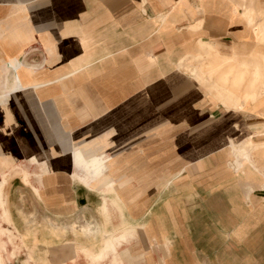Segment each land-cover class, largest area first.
Returning <instances> with one entry per match:
<instances>
[{"label":"crops","instance_id":"1","mask_svg":"<svg viewBox=\"0 0 264 264\" xmlns=\"http://www.w3.org/2000/svg\"><path fill=\"white\" fill-rule=\"evenodd\" d=\"M238 2L0 0V82L17 86L0 88L1 225L21 251L37 240L40 259L88 264L81 247L130 228L100 264H264V112L197 80L259 50ZM206 43L230 55L209 71ZM76 150L104 158L101 181L81 179ZM84 219L89 233L57 239ZM16 250L6 242V264Z\"/></svg>","mask_w":264,"mask_h":264},{"label":"rangeland","instance_id":"2","mask_svg":"<svg viewBox=\"0 0 264 264\" xmlns=\"http://www.w3.org/2000/svg\"><path fill=\"white\" fill-rule=\"evenodd\" d=\"M242 1L243 0H240V2H238V5L244 8L243 15L246 18L247 22L253 27L255 39L260 44L259 50L252 51L248 56L237 54L232 59L229 57L226 59L225 56H230V55L220 54L217 52L214 46L206 43L205 52H206L207 58L206 59L200 58V60L198 59V61L200 62V68L198 66L196 67L194 66L195 68L209 71L213 60L216 59L218 61H221V60L223 61V59L224 58L225 59L222 65L221 64L219 65L220 62L217 63L218 66L214 69L213 74H212V79L210 81H206L205 83L203 82L204 80H200L197 77L196 78L201 83L208 84V89L211 90L210 92L213 95L219 98H236L238 100L242 99L246 101V103L243 104L245 109H252L254 111H257L263 114L264 110L259 108L258 101H260L261 98H264V16H263L264 13L262 12L263 10H260L258 14L254 10H252L250 5L253 0H249L247 7L246 5L245 6L242 5ZM255 13L257 14V16H263L261 20H259L258 22L255 21L256 19ZM229 69L234 70V72L232 75H230L231 78L229 79V81L225 82L221 80V76H223L221 72L227 71ZM0 86H1L0 87L1 90H3L4 86H3L2 81L0 82ZM12 88H15V85H11V87H8V80H7V86L5 89L6 93ZM4 95L5 94L0 95V100L4 99ZM210 97L211 99L217 101L212 96ZM82 177L83 176H81V179H83V181L87 183V181ZM4 199H5V196H4ZM87 222H90L89 219L76 221L75 224H73L72 221L67 222L68 223L67 225H70L71 228L70 227L68 228L66 226L59 228V237H57V239L61 240L63 238H68L67 236H68L69 231L73 232L74 236H77V235L81 236V235H85V233H89V231H91V227L89 224L91 223L88 224ZM76 224H80V225L76 226ZM121 232L132 233L133 230L130 228H124L122 229ZM54 235L56 236L55 233ZM110 235H104L103 245L100 250L94 251L92 246L91 247L85 246V247L80 248L81 251L84 254L88 253L91 255L99 253L108 243ZM49 237L51 238L50 233H49ZM13 240H14V244L17 247L16 253H15L16 257L14 258V260L17 259V261L14 262L15 264H18L20 260L25 257V254H22V253L26 252L27 254L28 250H29L30 255L27 254L28 258L26 257L24 261L25 263L26 261H28L27 262L28 264H32V261H33L35 262V264H66L64 263L63 258L58 256L56 253H54L48 259H40L39 257L44 258L45 254H47L48 251H41L42 253L40 252L38 254H37V250L35 251L33 249L34 251H32L31 248H27L26 251H21V249L18 248V246H20L19 245L20 240L16 233L14 234V237L12 238V241ZM34 241L35 243L33 245H28V247L29 246L35 247L38 241L37 240H34ZM41 242L44 243L46 246L52 245L51 244L52 240H48V241L40 240V243ZM65 247L67 248V251L64 252V255L72 258V255H74L75 253V249H73L71 245L65 244ZM4 254L7 255L8 253H4ZM29 256H31L30 258L32 260H30ZM7 260H5V264Z\"/></svg>","mask_w":264,"mask_h":264},{"label":"bare ground","instance_id":"3","mask_svg":"<svg viewBox=\"0 0 264 264\" xmlns=\"http://www.w3.org/2000/svg\"><path fill=\"white\" fill-rule=\"evenodd\" d=\"M20 53V52H19ZM3 64H5V66H7L8 64L13 66V67H18V65L20 66L18 59L15 58H9L8 60H6L5 62H3ZM29 67V66H28ZM40 68V67H39ZM35 69V68H34ZM35 71V70H34ZM228 73V72H227ZM10 75V74H9ZM227 75V74H225ZM10 78V76L8 77ZM222 79V78H221ZM13 80V79H12ZM229 81V80H227ZM226 82V81H225ZM2 83L4 88L6 89L7 86V75L3 74L2 75ZM52 83V82H51ZM44 84V83H43ZM19 85V84H18ZM15 87H17L15 85ZM29 87V86H28ZM17 90V89H16ZM15 90V91H16ZM5 99V98H4ZM7 99V98H6ZM2 100H0L1 102ZM5 102V101H4ZM4 104V103H3ZM94 145V144H93ZM99 148V147H98ZM82 149V148H81ZM91 149V148H90ZM89 150V149H88ZM95 150V149H94ZM63 151V150H62ZM84 151V150H83ZM87 151V150H86ZM84 151V153L86 152ZM89 152V151H88ZM85 153V154H88ZM84 153H82V151L80 150H76L74 152V162L76 164V166L78 168H80L82 170V178H84L87 183H89L90 181H101V175H102V170L105 167V160L103 157H101L100 155H90V158H87ZM94 153V152H93ZM89 155V154H88ZM87 155V156H88ZM107 155V154H106ZM30 159V158H29ZM32 159V158H31ZM73 162V163H74ZM42 167V166H41ZM43 169V168H42ZM5 174L2 173V183L4 182L5 179ZM72 176V175H71ZM2 183H0V209H1V218H0V264H5V260L10 259L11 257H13L14 252L11 251L10 254L5 255L4 251H5V244L7 241L12 242V238H13V234L11 233V231H9V229L5 228L4 226L1 225L2 221H7L10 222V218H9V213H8V209L6 206V200L4 199L3 196V192H2ZM106 185V184H105ZM113 185V184H112ZM112 188V187H111ZM111 190V189H110ZM53 195V194H52ZM6 222V223H7ZM17 232V231H16ZM132 233H124L121 232L118 235H110L109 241L108 243L105 245V247L97 254L91 255V254H84L87 259H88V264H100L101 260L104 259V257L109 253V252H113L115 253L116 251V247L117 245L120 243V241L122 240H126L128 237H130ZM28 236V234L26 235ZM5 237V238H4ZM21 241L22 239H24V236H21ZM132 240V239H131ZM131 242V241H129ZM130 244V243H129ZM26 246V245H25ZM28 248V247H25ZM28 255L29 254V250L27 252ZM118 255V254H117ZM31 256H29L30 258ZM120 258V257H119ZM118 258V259H119ZM30 260H32L30 258ZM73 261V260H72ZM119 260H117V256L116 254H114V262H117ZM27 262V261H26ZM120 262V261H119ZM122 263V262H121ZM120 263V264H121ZM32 264H35V262L32 261ZM67 264V263H66Z\"/></svg>","mask_w":264,"mask_h":264}]
</instances>
